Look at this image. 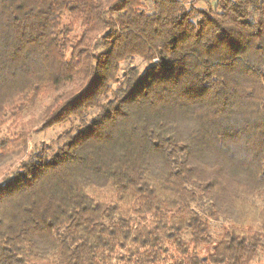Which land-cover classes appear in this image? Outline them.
<instances>
[{
    "label": "trees",
    "instance_id": "obj_1",
    "mask_svg": "<svg viewBox=\"0 0 264 264\" xmlns=\"http://www.w3.org/2000/svg\"><path fill=\"white\" fill-rule=\"evenodd\" d=\"M5 178L0 264L259 261L264 0H0Z\"/></svg>",
    "mask_w": 264,
    "mask_h": 264
},
{
    "label": "rangeland",
    "instance_id": "obj_2",
    "mask_svg": "<svg viewBox=\"0 0 264 264\" xmlns=\"http://www.w3.org/2000/svg\"><path fill=\"white\" fill-rule=\"evenodd\" d=\"M182 1L186 3L194 2L197 4V6H203V5L205 6L206 3L214 0H182ZM138 63H139L138 60L133 62V64H138ZM65 128L66 126H59V127H54L53 129L48 130L46 132L31 134L30 139L27 143L26 152L24 153L23 156H26L28 153L37 150L38 148H40L41 145L55 146L56 138L65 130ZM214 229L217 230L218 227H215ZM253 264H264V257L260 258L259 261L254 262Z\"/></svg>",
    "mask_w": 264,
    "mask_h": 264
},
{
    "label": "snow or ice",
    "instance_id": "obj_3",
    "mask_svg": "<svg viewBox=\"0 0 264 264\" xmlns=\"http://www.w3.org/2000/svg\"><path fill=\"white\" fill-rule=\"evenodd\" d=\"M8 179L10 178H5L4 180H0V188H2L8 182Z\"/></svg>",
    "mask_w": 264,
    "mask_h": 264
}]
</instances>
